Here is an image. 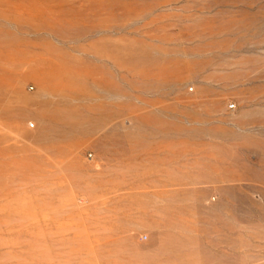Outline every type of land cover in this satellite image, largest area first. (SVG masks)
Returning <instances> with one entry per match:
<instances>
[{
    "label": "rangeland",
    "instance_id": "rangeland-1",
    "mask_svg": "<svg viewBox=\"0 0 264 264\" xmlns=\"http://www.w3.org/2000/svg\"><path fill=\"white\" fill-rule=\"evenodd\" d=\"M0 264H264V0H0Z\"/></svg>",
    "mask_w": 264,
    "mask_h": 264
},
{
    "label": "built area",
    "instance_id": "built-area-1",
    "mask_svg": "<svg viewBox=\"0 0 264 264\" xmlns=\"http://www.w3.org/2000/svg\"><path fill=\"white\" fill-rule=\"evenodd\" d=\"M230 107L233 108L234 107V104H231ZM142 238L143 239H146V236H142Z\"/></svg>",
    "mask_w": 264,
    "mask_h": 264
}]
</instances>
